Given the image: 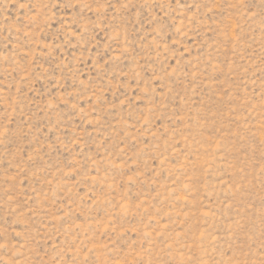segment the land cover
<instances>
[{"label":"rangeland","instance_id":"374dc122","mask_svg":"<svg viewBox=\"0 0 264 264\" xmlns=\"http://www.w3.org/2000/svg\"><path fill=\"white\" fill-rule=\"evenodd\" d=\"M0 264H264V0H0Z\"/></svg>","mask_w":264,"mask_h":264}]
</instances>
